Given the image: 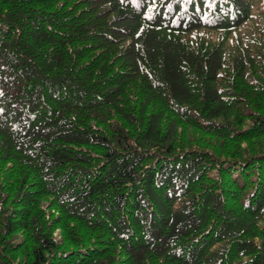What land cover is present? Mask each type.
Returning <instances> with one entry per match:
<instances>
[{"label":"trees","instance_id":"trees-1","mask_svg":"<svg viewBox=\"0 0 264 264\" xmlns=\"http://www.w3.org/2000/svg\"><path fill=\"white\" fill-rule=\"evenodd\" d=\"M0 264H264V0H0Z\"/></svg>","mask_w":264,"mask_h":264},{"label":"rangeland","instance_id":"rangeland-1","mask_svg":"<svg viewBox=\"0 0 264 264\" xmlns=\"http://www.w3.org/2000/svg\"><path fill=\"white\" fill-rule=\"evenodd\" d=\"M204 32H205V31H204ZM204 32H201V33H204ZM195 35H197V36H198L199 34H197V33H196Z\"/></svg>","mask_w":264,"mask_h":264}]
</instances>
